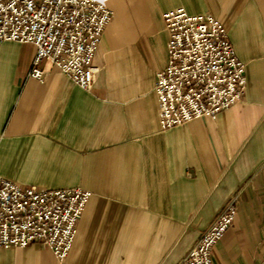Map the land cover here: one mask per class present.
<instances>
[{
	"label": "crops",
	"instance_id": "crops-1",
	"mask_svg": "<svg viewBox=\"0 0 264 264\" xmlns=\"http://www.w3.org/2000/svg\"><path fill=\"white\" fill-rule=\"evenodd\" d=\"M113 14L89 90L37 49L0 42V177L92 193L65 262L44 245L0 249V264H179L228 203L234 225L213 264H264V0H96ZM213 16L246 65L243 100L215 119L163 130L156 75L165 16Z\"/></svg>",
	"mask_w": 264,
	"mask_h": 264
},
{
	"label": "built area",
	"instance_id": "built-area-1",
	"mask_svg": "<svg viewBox=\"0 0 264 264\" xmlns=\"http://www.w3.org/2000/svg\"><path fill=\"white\" fill-rule=\"evenodd\" d=\"M112 12L96 0H0V42L32 44L37 53L29 77L43 81L49 61L89 90L94 58ZM169 62L156 75L163 130L229 110L243 100L246 65L213 16L177 9L165 16ZM92 193L81 188L38 190L0 177V249L44 245L63 263ZM231 200L179 264H213L216 245L234 225Z\"/></svg>",
	"mask_w": 264,
	"mask_h": 264
}]
</instances>
